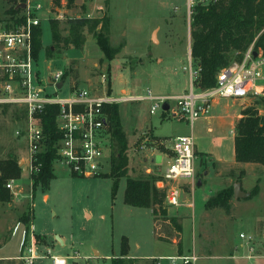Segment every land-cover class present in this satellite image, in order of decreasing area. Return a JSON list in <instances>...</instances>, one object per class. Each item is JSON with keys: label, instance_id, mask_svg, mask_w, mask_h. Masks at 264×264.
I'll return each mask as SVG.
<instances>
[{"label": "rangeland", "instance_id": "rangeland-1", "mask_svg": "<svg viewBox=\"0 0 264 264\" xmlns=\"http://www.w3.org/2000/svg\"><path fill=\"white\" fill-rule=\"evenodd\" d=\"M36 1L43 5L42 11L35 15L40 20L42 48L36 71L41 80L57 72H66L68 78L59 95H67L73 85L104 95L102 73H108L111 93L115 97L124 92L126 95H147L148 91L153 95L174 96L189 90L191 7L197 1L207 3L208 0H81L74 7L66 8L64 17L59 20L54 5L48 8L50 0L31 3ZM7 8L8 4L0 0V20L10 18L5 13ZM76 18L109 20L108 31L104 34L108 45L117 50L113 60L101 53L95 31L87 30H84L82 49L53 48L51 53L45 52L52 47L50 23L57 21L60 34L65 36L67 22ZM234 63L237 61L232 59L229 65ZM45 91L52 93L53 88L46 85ZM252 102L250 99H215L192 129L184 120L172 116L174 101L168 102V110L159 108L154 114L149 113L152 103L147 100L120 103L118 117L127 139V169L126 176L119 179L114 196L108 164L102 170L106 175L77 177L71 176L61 164L54 163V178L46 184L37 182L21 168L26 164L27 143L23 136H15V131L22 126L15 122L18 112L12 108L1 109L0 162L13 157L17 165L21 162V166L18 165L21 172L18 179L4 182L9 199L7 203L0 201V235L9 238L13 225L19 222L20 237L25 226L32 225L35 234L45 237L46 242L40 249H50L57 256L76 251L81 257L79 262L86 257L90 264H111L113 259L124 264H154L150 258L177 255L178 247L172 240H162L155 235L151 210L124 204L123 194L127 178H156L152 171L157 167L151 159L167 151L175 137L191 135L197 153L205 154H197L195 158V177L189 187H183L182 206L170 208L164 204L168 217L182 220V252L198 255L197 264H264L263 166L239 164L246 169L236 170V177L223 182L215 175L209 156L224 166L233 163L230 133L233 132V119L241 108L249 107ZM255 107L264 115L262 101ZM207 128L212 131L208 132ZM115 154L112 141L110 163ZM225 172L226 169L222 171ZM199 179L201 185L197 186ZM11 180L14 184L10 190L6 184ZM236 183L244 192L250 193L255 186L259 191L248 199L232 198L228 214L219 208H204L210 197ZM7 227H10L8 232ZM240 233L256 236L255 248L262 257L245 259L247 250L239 239ZM122 238L127 239L128 260L120 257ZM43 261L48 264L49 259ZM161 263L168 264L165 260Z\"/></svg>", "mask_w": 264, "mask_h": 264}, {"label": "built area", "instance_id": "built-area-1", "mask_svg": "<svg viewBox=\"0 0 264 264\" xmlns=\"http://www.w3.org/2000/svg\"><path fill=\"white\" fill-rule=\"evenodd\" d=\"M25 0V8L14 18L0 20V110L12 108L19 114L22 125L15 131L17 138L23 136L27 143L25 159L27 172L36 176L41 172L42 163L39 155L43 150L45 135L43 134L41 116L45 110L57 106L55 118L56 132L59 140L55 145L56 158L54 163L61 164L71 176L95 177L105 174V164L111 167L109 154L112 146L108 116L105 107L132 102L150 101L149 113L154 114L163 109L169 101L175 102L172 116L184 120L192 126L202 115L207 113L209 103L215 99H258L264 97V55L259 52L254 58L252 47L243 55L240 62L229 65L216 76V84L208 89H198L194 86L199 75V69L192 66L190 48L188 54L189 90L178 96L122 95L115 97L108 93V76L102 73L101 82L105 83V94L97 95L76 85L70 87L67 95L59 92L64 85L62 77L66 72H57L41 80L36 71V61L32 52V37L34 29L40 25L35 15L42 11L41 2ZM53 4L50 0L49 6ZM66 2L60 1L54 6L56 19L64 17ZM49 80V82L47 81ZM62 82L60 89L56 85ZM46 85L53 92L45 91ZM169 106V104H168ZM170 106L168 107V109ZM163 111H165L163 109ZM170 160L163 172L154 180L157 191L165 194L164 204L170 208L181 207V182L193 181L195 177L194 142L191 135L175 137L170 145ZM151 174L150 171L147 172ZM14 180L6 184L12 189ZM19 224H16L14 231ZM30 230H32L30 228ZM22 232L20 258L25 264H34L38 259H49V264H90L88 258L81 257L74 251L71 255H53L50 249H40L42 246L34 241V236ZM247 254V260L259 259L255 248L256 236L239 234ZM241 246V247H243ZM154 264H197L200 257L195 253L167 256L152 259Z\"/></svg>", "mask_w": 264, "mask_h": 264}, {"label": "trees", "instance_id": "trees-1", "mask_svg": "<svg viewBox=\"0 0 264 264\" xmlns=\"http://www.w3.org/2000/svg\"><path fill=\"white\" fill-rule=\"evenodd\" d=\"M4 1L8 4L5 13L10 18H14L20 12L16 10V7L25 2V0ZM60 1L52 0V3L54 6H59ZM65 2L67 8H72L77 0H65ZM190 19L191 63L193 67L199 69L194 86L200 90L213 87L219 71L229 66L232 59L240 62L250 47L254 52H261L264 55V0H208L207 3L197 1L191 7ZM67 25V35L62 36L58 29V22L50 23L52 47L47 48L45 52L51 53L53 48L82 49L84 30H87L88 32L95 31L96 44L103 56L108 60L114 59L117 50L108 45L107 36L104 34L108 31L109 20L106 18H76L69 20ZM41 49V30L36 28L32 37V52L35 60ZM66 77L65 73L62 80L64 81ZM107 85V92L110 93L109 78ZM260 101L264 103V97L255 99L249 107L242 108L241 117L234 128L233 148L236 163L254 164L264 168V115L259 114V110L255 107ZM118 107L119 104L105 107L111 140L116 150L108 175L113 178V196L117 191L119 179L126 176L127 169L125 154L127 139L120 126ZM57 113V106H52L47 108L41 116L45 143L39 155L42 163L41 172L34 177L42 184L54 178L55 145L59 140L55 126ZM20 172L21 168L18 167L13 157L0 162L1 202L7 203L9 199V195L3 188L4 182L10 178L18 179ZM154 180V177L127 178L123 202L132 207L150 209L154 220L155 235L162 240H172L178 247L177 254L181 255V220L166 215L165 194L155 189ZM258 191V186H255L248 198L257 195ZM232 198L233 186H229L210 197L204 208L206 210L219 208L228 214L230 212L229 202ZM35 238L37 242H41L40 236ZM127 254V239L122 238L120 257L124 258ZM111 264H124V262L118 263L116 259H113Z\"/></svg>", "mask_w": 264, "mask_h": 264}, {"label": "crops", "instance_id": "crops-1", "mask_svg": "<svg viewBox=\"0 0 264 264\" xmlns=\"http://www.w3.org/2000/svg\"><path fill=\"white\" fill-rule=\"evenodd\" d=\"M188 53V52H187ZM108 75V73H107ZM68 78V76L66 77ZM125 93V92H124ZM185 92L182 91V93L178 94V95H181V94H184ZM178 95H174V96H178ZM156 96H170V95H164V94H156ZM172 96V95H171ZM248 100V99H247ZM250 100H255V99H250ZM241 110L242 108L240 109V112L239 114L233 119V132H230L232 134V153H233V163L230 164V165H226L224 166L223 164H221L219 161H214V158L212 157V155H209L212 159V164H213V171L215 173V175H218V177L220 179H222V181L224 182V180H227V179H233V177H236L237 171H243L245 170V166H240L239 164H245V163H236L235 160H234V148H233V139H234V128H235V124L236 122L239 120V118L241 117ZM14 111V110H13ZM16 111V109H15ZM16 117H15V122H16V125H19L20 123V117L18 114H15ZM166 118V117H165ZM177 119V118H176ZM197 121V120H196ZM195 121V122H196ZM186 122V121H185ZM195 122L192 124V126H190V124L188 122H186L189 126L190 129H192L195 125ZM207 131L208 132H211L212 129L211 128H207ZM173 140V139H172ZM171 140V142H172ZM171 142H170V145H171ZM194 152H195V158L197 156V154H205V153H197V150H196V146L194 145ZM27 156V155H26ZM159 156L160 158V161L159 162H156V158L155 159H151V162L154 163V165L157 167L156 170L152 173L154 174L155 177H157L158 175H160L165 166L167 165L168 161L170 160V156H171V152H170V146L169 148H167V151H162L160 153V155H157ZM156 156V157H157ZM26 159V158H25ZM166 160V162L164 163L163 160ZM222 165V166H221ZM248 165L247 167H252L251 165L253 166H256L258 167L257 165H254V164H246ZM21 168L23 170H27L26 168V164H25V167L24 166H21ZM226 169V172L225 173H222V171ZM208 172L205 173V175H207ZM189 182L191 183V181H186V182H181L180 183V187H181V193L184 191L183 187L185 186H188L189 187ZM189 191V189H188ZM234 199V198H233ZM9 205V204H8ZM11 207V205H9ZM182 221V220H181ZM16 224H19L17 230L14 231V227L16 226ZM21 224L19 222H16L13 227H12V230H11V235L9 238H6V236L4 235H0V264H25L21 258H20V254H21V240H22V232L23 230H25L27 233V236L30 237V235H36V236H40L41 238V242L37 243L36 241V238H34V241L40 245V246H43L45 244V237L44 236H41L39 234H35L34 233V229H33V226L31 225V229L27 226H25V229L22 230V232H20V237H19V228H20ZM6 232H8L10 230V227H7L6 229ZM185 254V252H182ZM97 252L95 253V255L97 256ZM129 257H124V259L128 260ZM45 260V259H43ZM43 260H36L34 262V264H47V262H44ZM150 260H152V258H150ZM49 264V262H48Z\"/></svg>", "mask_w": 264, "mask_h": 264}, {"label": "water", "instance_id": "water-1", "mask_svg": "<svg viewBox=\"0 0 264 264\" xmlns=\"http://www.w3.org/2000/svg\"><path fill=\"white\" fill-rule=\"evenodd\" d=\"M77 2H81V0H77ZM24 8H25V5L24 4H19L16 7V10H23ZM256 56H257V53L254 52L253 53V57L255 58ZM47 81L49 82V80H47ZM61 86H62V82H59L56 85V87L58 89H60ZM168 107H169L168 104H165L163 106V109L166 111V110H168ZM159 161H160V158H159V156H157L156 157V162H159ZM18 165L21 166V162H18ZM200 185H201V181L199 179V180H197V186H200ZM249 196H250V193L242 191L241 185L239 183H236V184L233 185V198L235 200H237V199H247Z\"/></svg>", "mask_w": 264, "mask_h": 264}]
</instances>
